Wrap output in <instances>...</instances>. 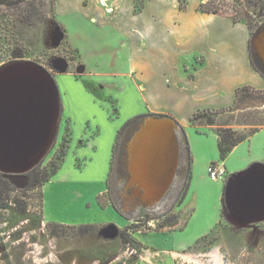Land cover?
Instances as JSON below:
<instances>
[{"label":"rangeland","instance_id":"obj_1","mask_svg":"<svg viewBox=\"0 0 264 264\" xmlns=\"http://www.w3.org/2000/svg\"><path fill=\"white\" fill-rule=\"evenodd\" d=\"M135 1L136 8L140 9L142 0ZM243 1L235 7L226 6L220 12L238 16L239 22L249 27L251 59L257 71L264 76V68L253 46L256 34L264 29V0ZM54 2L0 0V67L18 61L42 67L60 86L61 90L57 86L60 101L61 94L67 99L69 80L70 87L76 91L80 90L79 83L83 80L92 91L109 94L111 87L91 83L90 80L97 81V76L90 73L108 71L112 64L119 71L127 69V54L120 51L119 37L110 28H98L90 22L84 29L78 16L80 11L54 13ZM56 19L65 25V29ZM113 115L116 116L115 113ZM189 122L194 142L200 149L195 151L198 161L193 167L192 181L183 201H180V195L188 180V165L184 163L179 165L172 186L157 203L146 205L140 197H133L122 148L129 127L118 138L108 191L101 198L103 204L111 205L122 216V221L60 224L46 222L41 212V176L50 172L52 162L60 164L69 136V120L65 116L60 117L50 148L35 160L28 171L8 173L0 169V178L11 187L0 185V264H130L149 257V254L152 255L151 260H156L159 258L158 249L141 244L134 234L149 233L143 238L145 241L167 245L170 236L164 238L157 232H172V247L175 249L189 244L182 250H176L187 255L183 264H264V220H236L226 202L222 204L231 176L246 168L227 172L220 161H213L219 163L225 172L219 180L204 176L203 170L204 160L218 151L216 133L219 129L229 127L233 136L239 137L254 125L264 124V89H237L229 106L199 109ZM180 138L185 161L186 143L182 134ZM189 158L188 154V161ZM29 171L33 172L31 176ZM34 174L37 179L30 187L28 184L30 178H35ZM182 212L179 222L184 216L185 220L178 225ZM126 235L129 241L124 239ZM167 251L171 253V250ZM175 258L179 263L181 257Z\"/></svg>","mask_w":264,"mask_h":264},{"label":"crops","instance_id":"obj_2","mask_svg":"<svg viewBox=\"0 0 264 264\" xmlns=\"http://www.w3.org/2000/svg\"><path fill=\"white\" fill-rule=\"evenodd\" d=\"M202 1L186 0V6L180 8L179 0H142L139 9L135 0H55L54 13L80 11L78 16L84 29L90 22L98 28L108 27L114 31L119 37L120 51L127 54L128 66L125 71H119L112 64L108 71L90 73L97 76V81L90 80L91 83L111 87L109 94L92 91L83 80L77 91L70 87L69 80L67 99L61 94V117L69 120L68 146L57 172L42 186L41 212L46 222L106 224L122 221V216L111 205L102 207L97 198L108 191L113 146L121 125L129 118L158 114L174 120L178 167L173 181L179 165L189 164V154L190 186L193 167L198 161L195 151L200 149L194 142L190 117L199 109L229 106L237 89H264V76L250 61L249 27L233 22L228 14L200 11L198 6ZM58 23L65 29L63 23ZM181 134L186 143L185 161ZM243 136L223 160L218 151L204 160V176L213 161H220L227 172H237L255 162L264 164V124L254 125ZM218 197L220 199V192ZM181 214L183 212L178 225L185 220L184 216L179 222ZM157 233L164 238L170 236L167 245L145 241L143 238L149 233H135L134 237L141 244L156 247L159 258L151 260L149 254L130 264H183L187 255L176 250L189 244L175 249L172 232ZM175 256L181 257L179 263Z\"/></svg>","mask_w":264,"mask_h":264},{"label":"water","instance_id":"obj_3","mask_svg":"<svg viewBox=\"0 0 264 264\" xmlns=\"http://www.w3.org/2000/svg\"><path fill=\"white\" fill-rule=\"evenodd\" d=\"M262 32L264 29L256 34L253 46L264 68V61L256 48L257 39ZM33 68L43 73L46 85L52 88L53 97L55 94L56 122L47 140L37 147L26 149L19 150L9 147L0 132V169L4 172L24 173L28 171L35 160L50 148L55 139L60 118V100L54 78L42 67L26 61L12 62L0 67V75L21 71L27 77L36 79L38 74ZM176 127L174 120L168 116L148 114L127 132L122 148L123 162L128 172V183L131 186L133 197H140L146 205L157 203L172 185L178 167ZM125 156L126 162L124 161ZM136 167H140V170L136 171ZM150 181L151 184H149ZM224 199L227 208L236 220L239 218L252 222L264 220V164L255 162L246 169L234 173L225 187ZM249 215L260 216L252 218Z\"/></svg>","mask_w":264,"mask_h":264},{"label":"bare ground","instance_id":"obj_4","mask_svg":"<svg viewBox=\"0 0 264 264\" xmlns=\"http://www.w3.org/2000/svg\"><path fill=\"white\" fill-rule=\"evenodd\" d=\"M256 48L264 61V33ZM33 69L38 74L36 79L21 71L0 75V132L9 147L19 150L37 147L47 140L57 113L52 88L46 85L43 73Z\"/></svg>","mask_w":264,"mask_h":264},{"label":"trees","instance_id":"obj_5","mask_svg":"<svg viewBox=\"0 0 264 264\" xmlns=\"http://www.w3.org/2000/svg\"><path fill=\"white\" fill-rule=\"evenodd\" d=\"M230 0H203L199 6H198V9L202 12H205V13H218L220 12L224 7L226 6H238V5H241L242 3H244L243 0H231V2H228ZM179 6L180 8H184L186 6V0H179ZM231 19L233 22H239L240 19L238 18V16H231ZM65 31V30H64ZM250 47V45H249ZM250 61H251V64L252 66L254 67L253 65V62H252V59H251V55H250ZM255 70H257L255 67H254ZM62 102L60 101V117H61V112H62ZM145 115L147 114H138V115H135L131 118H129L128 120L125 121V123L121 126V128L119 129L118 131V134H117V138H116V141L114 143V146H113V155L116 151V148L118 146V138L120 136V134L125 131L127 128H132L134 127L138 121H140ZM226 134V135H225ZM217 135V148H218V153H219V158L221 160H223L226 155L228 154V152L238 143L240 142L244 136H239V137H234L233 136V131L231 128H223V129H219L216 133ZM68 144V140L66 141V149H67V145ZM66 149L65 151L63 152V156L60 158V163L62 162L63 160V157L66 153ZM188 180H186L185 182V185H184V190H183V193L180 195V201H183V199L185 198L186 196V191L189 187V183H190V170H189V165H190V159L188 161ZM51 165V169H50V172L45 175V176H41L42 177V181H43V184L48 181L50 179V177L55 174L59 168V165H56L54 164L53 162L50 164ZM29 175L31 176V174L33 173L32 171H29L28 172ZM2 175V173L0 174ZM35 175V174H34ZM1 179V178H0ZM37 179V176L35 175V178L32 177V179L30 178V181H29V186L31 187L32 185H34L35 181ZM6 183V182H5ZM42 184V185H43ZM0 185H2V187H6L8 186L9 189H11V187L7 184H4L3 180L1 179L0 180ZM5 185V186H4ZM106 193V192H105ZM101 194L98 196V203L101 205V206H105L106 204L102 203L101 202V198L102 196L105 194ZM41 198H42V190H41ZM222 204H225V200H224V196L222 197ZM125 241H129V237L128 235H126V238L124 237Z\"/></svg>","mask_w":264,"mask_h":264},{"label":"built area","instance_id":"obj_6","mask_svg":"<svg viewBox=\"0 0 264 264\" xmlns=\"http://www.w3.org/2000/svg\"><path fill=\"white\" fill-rule=\"evenodd\" d=\"M225 172L224 169L222 168L219 163L215 164L214 162H211L207 166V175L212 179V180H218L223 178Z\"/></svg>","mask_w":264,"mask_h":264}]
</instances>
